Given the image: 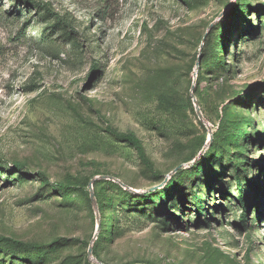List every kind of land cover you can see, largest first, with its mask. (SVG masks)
Instances as JSON below:
<instances>
[{
	"label": "rangeland",
	"instance_id": "374dc122",
	"mask_svg": "<svg viewBox=\"0 0 264 264\" xmlns=\"http://www.w3.org/2000/svg\"><path fill=\"white\" fill-rule=\"evenodd\" d=\"M30 1L0 0V237L40 248L0 264H264V0Z\"/></svg>",
	"mask_w": 264,
	"mask_h": 264
},
{
	"label": "trees",
	"instance_id": "16d2710c",
	"mask_svg": "<svg viewBox=\"0 0 264 264\" xmlns=\"http://www.w3.org/2000/svg\"><path fill=\"white\" fill-rule=\"evenodd\" d=\"M19 1L22 2L24 5H27V6H30L32 4V2L30 0H19ZM106 132L108 134H110L112 137H114L115 139H117L118 141H120L122 143H127L130 146H132L137 151V153L139 154V156H140L141 160L144 162V164L151 168V164L148 160L144 146H143L142 142L140 141V139L136 136V134L119 132V131L113 130L112 128H108ZM211 146H215V147L218 146L216 143V137L215 136H214V139L212 141ZM15 167L20 169L21 165L16 164ZM59 188L65 189L66 187L61 186ZM5 247H14L17 249H29V250H37L40 248L38 246H34V245L27 244V243H24L21 241H17V240H14L12 238H9V237H0V248H5Z\"/></svg>",
	"mask_w": 264,
	"mask_h": 264
},
{
	"label": "water",
	"instance_id": "95a60500",
	"mask_svg": "<svg viewBox=\"0 0 264 264\" xmlns=\"http://www.w3.org/2000/svg\"><path fill=\"white\" fill-rule=\"evenodd\" d=\"M211 142H212V139H211ZM177 170L178 169H176V171H174V172H177ZM91 200L93 201V202H95V194L93 193V192H91ZM92 253V248L90 249V254Z\"/></svg>",
	"mask_w": 264,
	"mask_h": 264
}]
</instances>
